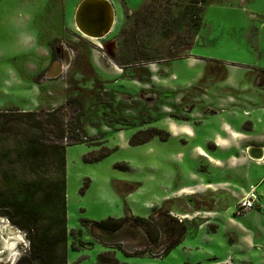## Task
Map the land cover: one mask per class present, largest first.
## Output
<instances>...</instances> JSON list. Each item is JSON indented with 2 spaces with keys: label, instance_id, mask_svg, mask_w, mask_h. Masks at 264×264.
<instances>
[{
  "label": "rangeland",
  "instance_id": "374dc122",
  "mask_svg": "<svg viewBox=\"0 0 264 264\" xmlns=\"http://www.w3.org/2000/svg\"><path fill=\"white\" fill-rule=\"evenodd\" d=\"M79 1L0 0V201L56 176L54 145L66 144V264L102 253L112 264H264V182L253 185L259 206L237 213L264 172V158L245 152L264 145V0H208L195 34L185 0H112L115 20L100 39L76 28ZM27 13L38 67L21 50ZM60 123L82 131L61 136ZM225 123L239 133L227 147L215 138ZM160 206L187 226L160 257L125 255L111 246L116 236L98 240L81 223ZM0 225V240L14 241L0 243V264H15L27 237L1 212Z\"/></svg>",
  "mask_w": 264,
  "mask_h": 264
},
{
  "label": "trees",
  "instance_id": "16d2710c",
  "mask_svg": "<svg viewBox=\"0 0 264 264\" xmlns=\"http://www.w3.org/2000/svg\"><path fill=\"white\" fill-rule=\"evenodd\" d=\"M185 1L184 8L187 9L188 15L185 13L195 34L203 24L201 15L208 0ZM32 114L21 112L19 116ZM6 116V112L0 111V130L2 120ZM57 127L61 130V136L72 131H82L78 123L70 129L62 123ZM65 146L66 144L54 145L56 176L26 182L22 190L0 201V212L22 230L28 240L27 249L15 264L23 261L30 264H66ZM21 150L27 151V142L23 143ZM81 223L87 228L88 234L98 240L109 242L116 236V243L111 246L121 250L125 255L134 256L143 254L151 257L164 256L182 242L187 230L185 221L172 215L164 206L152 209L145 217L127 211L119 217L82 219ZM122 239L139 241L141 247L126 251L121 244ZM71 247L76 249L73 245ZM114 261V258H106L105 253H102L99 255V262L95 264L105 262L112 264Z\"/></svg>",
  "mask_w": 264,
  "mask_h": 264
},
{
  "label": "water",
  "instance_id": "95a60500",
  "mask_svg": "<svg viewBox=\"0 0 264 264\" xmlns=\"http://www.w3.org/2000/svg\"><path fill=\"white\" fill-rule=\"evenodd\" d=\"M115 20V7L112 0H80L73 15L78 31L91 38L105 37ZM60 64L56 63L57 70ZM246 155L251 160L264 158V145H248Z\"/></svg>",
  "mask_w": 264,
  "mask_h": 264
},
{
  "label": "crops",
  "instance_id": "0c3cea01",
  "mask_svg": "<svg viewBox=\"0 0 264 264\" xmlns=\"http://www.w3.org/2000/svg\"><path fill=\"white\" fill-rule=\"evenodd\" d=\"M24 7V6H23ZM31 14L27 13L24 14V16H22L21 18L18 19L19 23L21 25L22 28V38H21V50H23V52L32 55V61L35 60L36 62V66H39V62L40 60H38V58H40V51L38 49L41 48V43L39 41L38 38V32L35 29H31L29 28V25L31 24ZM44 47V46H43ZM48 55V52H46V56ZM38 56V57H37ZM24 65H26L24 63ZM36 67V68H37ZM227 134H225L226 136ZM223 137V136H221ZM216 138V137H215ZM217 144V143H216ZM253 179H256L255 181ZM264 182V172H261L259 175H256V177H252V186L256 185L258 183H263ZM203 225H200V227H202Z\"/></svg>",
  "mask_w": 264,
  "mask_h": 264
},
{
  "label": "built area",
  "instance_id": "2783aa9c",
  "mask_svg": "<svg viewBox=\"0 0 264 264\" xmlns=\"http://www.w3.org/2000/svg\"><path fill=\"white\" fill-rule=\"evenodd\" d=\"M260 196L255 190V186H251L237 201V213H243L253 209L259 204ZM259 206V205H258Z\"/></svg>",
  "mask_w": 264,
  "mask_h": 264
},
{
  "label": "clouds",
  "instance_id": "9594fccd",
  "mask_svg": "<svg viewBox=\"0 0 264 264\" xmlns=\"http://www.w3.org/2000/svg\"><path fill=\"white\" fill-rule=\"evenodd\" d=\"M187 131V129H173L172 130V134L175 136L177 134L178 131ZM222 130L227 134L224 137H221L219 134L216 135V140L219 144L227 147L230 144L231 140H235L238 136L239 133L235 132L234 130H232L230 128V126L228 124H223L222 125Z\"/></svg>",
  "mask_w": 264,
  "mask_h": 264
},
{
  "label": "flooded vegetation",
  "instance_id": "af4514ba",
  "mask_svg": "<svg viewBox=\"0 0 264 264\" xmlns=\"http://www.w3.org/2000/svg\"><path fill=\"white\" fill-rule=\"evenodd\" d=\"M49 55L51 57V60L55 59V53L52 50H49ZM3 242H4L3 239L0 240V243H3ZM0 254H1L0 255V262H2L3 259L6 257V254H7L6 247L5 248L3 246L0 247ZM8 260H9V258H6V263L8 262Z\"/></svg>",
  "mask_w": 264,
  "mask_h": 264
},
{
  "label": "bare ground",
  "instance_id": "6f19581e",
  "mask_svg": "<svg viewBox=\"0 0 264 264\" xmlns=\"http://www.w3.org/2000/svg\"><path fill=\"white\" fill-rule=\"evenodd\" d=\"M84 36V35H83ZM87 37V36H86ZM91 38V37H88ZM91 39H95V38H91ZM257 161V160H256ZM6 226V225H5ZM7 229V228H6ZM5 229V230H6ZM0 230L2 231V226L0 225ZM20 236V235H19ZM10 240H12L10 237H7L6 239H4L3 243H5L7 246L12 245L14 243V241L10 242ZM10 253V252H9Z\"/></svg>",
  "mask_w": 264,
  "mask_h": 264
}]
</instances>
